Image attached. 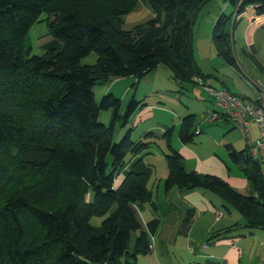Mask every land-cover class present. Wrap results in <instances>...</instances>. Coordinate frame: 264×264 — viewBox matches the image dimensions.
I'll return each mask as SVG.
<instances>
[{
    "label": "trees",
    "instance_id": "trees-1",
    "mask_svg": "<svg viewBox=\"0 0 264 264\" xmlns=\"http://www.w3.org/2000/svg\"><path fill=\"white\" fill-rule=\"evenodd\" d=\"M139 1L0 0V264H138L137 256L150 250V234L160 221L152 219L143 229L138 206L152 198L153 168L142 156L153 142L133 139L132 129L115 138L142 102L133 97L121 112V99L109 93L98 102L94 87L110 78L139 80L160 65L181 83L209 81L195 58L193 30L210 0H147L154 17L123 29L125 15ZM237 1L231 0L236 9ZM248 6L264 15V0H243L236 16ZM44 12L51 39L43 55L31 54L25 37ZM231 18L220 14L213 39L218 54L235 66ZM92 51L97 62L82 64ZM110 109V123L100 122V112ZM194 127L195 115L182 119L184 144L193 142ZM172 133L165 134L166 189L201 187L234 205L245 199L216 175L188 171L171 145ZM230 155L245 163L264 201L261 167L247 144L242 151L231 147ZM126 167L131 171L116 188ZM95 216L103 217L101 227L92 225Z\"/></svg>",
    "mask_w": 264,
    "mask_h": 264
},
{
    "label": "crops",
    "instance_id": "crops-1",
    "mask_svg": "<svg viewBox=\"0 0 264 264\" xmlns=\"http://www.w3.org/2000/svg\"><path fill=\"white\" fill-rule=\"evenodd\" d=\"M232 5L235 7L233 3ZM236 10L232 11L229 15L232 16L230 32L232 34V45L237 63L235 66L228 65L235 70H240L245 60L251 57L252 62L256 66L257 77L264 80V60L260 55L262 47L264 48V24L260 25L252 21L254 17L259 16L254 6L247 7L238 17L236 16ZM260 16L264 19L263 14ZM165 68L167 67L160 65L143 78L136 79L137 83L140 84L147 76H152L154 83L150 90V96H158L164 100H173V96L160 89L162 86L157 83L161 76H163L162 81L165 76L175 79L170 69ZM250 69L253 71V67H250ZM237 73L243 75L240 71ZM206 75L210 74L207 72ZM191 84H196V82H192ZM221 85L219 88H226L238 96L248 99L254 98V94L242 96L243 92L238 90V88H234L231 83L226 81L222 80ZM177 86L179 88V85ZM141 102V107L146 105V102ZM141 107L128 119L125 125H119L121 128L120 133H125L126 130L132 129L133 139H142L134 136L135 126L127 128L130 120L133 118H135V122L138 124L137 129L139 131L144 129L143 133L148 130L155 132L159 137H165L167 131L172 128L171 145L173 143L172 146L183 155L184 165L188 171L194 170L221 177L244 196L245 199L239 205H234L215 192L201 187L189 191L181 190L177 186L166 189L165 180L169 174V167L166 161L163 162L164 165H162L161 172L154 173L153 170L148 181V189L152 196L151 200L138 206L139 218L143 229L148 231L147 223L155 218L159 219L160 225L155 233L150 234V250L140 253L137 256V263L262 264L264 225L259 223H264V201L247 177L244 166L236 163L230 155L231 147L236 151H242L246 148V145L244 148L238 149L231 143L225 144L230 159H228L227 155H219V158L216 156H208V158L200 156V152L194 148V142L198 133L195 135L193 142L189 144H184L179 137L182 119L188 115L195 114L189 112L186 116H182L177 121V124L170 125L164 120L154 123L152 121L153 116ZM219 122L230 123L225 115H222L216 121V123ZM147 124H151V126H146ZM253 128H255L256 134L259 136L258 127L254 124L250 128L251 135ZM175 129L178 131L177 136H174ZM159 141L160 143H165L167 138H161ZM230 160L234 162L237 168L239 167V169H234L237 173H231L227 169L226 166L229 165L231 170L232 161ZM143 164L154 167V169L156 166L150 161L146 162V159H143ZM127 171H131V168L126 167L117 175L115 181L116 188L123 183ZM252 197L254 200H249ZM189 211H194L193 217L189 224L184 226L183 221L188 216ZM138 234L139 232L136 233V235Z\"/></svg>",
    "mask_w": 264,
    "mask_h": 264
},
{
    "label": "rangeland",
    "instance_id": "rangeland-1",
    "mask_svg": "<svg viewBox=\"0 0 264 264\" xmlns=\"http://www.w3.org/2000/svg\"><path fill=\"white\" fill-rule=\"evenodd\" d=\"M242 2L243 0H238L236 4H242ZM234 10H236V7L232 5L231 0H210L204 4L194 24V54L204 73L207 74L208 72L210 74L209 83L211 86L219 88L222 86L221 82L223 80L231 83L234 88H238V90L243 92L242 96L253 95L255 86L264 87V80L257 77L256 66L252 62L251 57L246 59L244 56L246 60L243 67L239 63L242 68L235 70L218 55L213 39V27L219 15L222 12L229 15ZM48 17V13L44 12L40 17L41 20L32 26L25 37V45L27 48H31V54L43 55L45 52L43 45L51 39L47 22ZM153 17L154 12L148 1L140 0L136 8L125 15L123 29L133 30L137 25L143 24ZM260 55L264 60L263 47ZM97 60V52L92 51L88 56L82 58L81 62L82 64H95ZM250 67H253V71H251ZM237 70L242 72L243 75L237 73ZM162 77L158 79L157 83L161 84L162 87L160 89L173 96V100H164L158 96H150V90L154 83L152 76H147L140 84L132 76L110 78L101 81L94 87L96 100L100 102L105 94H114V96L122 100L121 112H123L130 100L135 97L137 100L146 102V105H143L141 108L145 109V111L147 110V113L153 116L152 121L154 123L164 120L170 125L177 124V121L189 112L195 114L194 131L198 135L194 142V148L200 152V156L207 158L208 156H216L219 158V155H227L228 159H230L225 144L231 143L238 149L245 147L247 144L245 135L239 129L234 128L232 123H216V121H212L209 117V111L221 112L223 110L217 105L213 96L209 94L205 85H202L200 82L196 84L181 83L177 79L167 78L168 76H165L162 81ZM203 81L205 80L203 79ZM177 85H179V88ZM112 115V109L101 111L99 116L100 122L109 124ZM135 121V118L130 120L127 128L135 126V137L153 142L148 153L142 157L146 159V162L150 161L154 166L156 165L155 169L152 167L154 173H160L162 165H164L163 162H167L166 154L169 151L168 140L165 143H160L159 140L166 137H159L155 132L148 130L143 133L144 129L139 131L137 129L138 124ZM146 126H151V124H147ZM120 130L119 126L115 137L117 141L125 134L124 132L120 133ZM201 131L202 133H200ZM174 132V136H177L178 131L175 129ZM200 136L201 138H199ZM256 136L258 134H256L255 128H253V140H255ZM244 164L242 165L245 167ZM226 167L231 173H237L234 169H239V167L237 168L234 165L233 161L231 170L229 165ZM102 220V216H95L92 218L91 223L95 227H101Z\"/></svg>",
    "mask_w": 264,
    "mask_h": 264
},
{
    "label": "built area",
    "instance_id": "built-area-1",
    "mask_svg": "<svg viewBox=\"0 0 264 264\" xmlns=\"http://www.w3.org/2000/svg\"><path fill=\"white\" fill-rule=\"evenodd\" d=\"M240 5L241 3L237 4V10ZM236 13L238 14V12ZM252 21L260 25L264 24V19L260 15L254 17ZM196 82L206 86L209 94L213 96L217 105L222 108L223 111L221 112L228 118L234 128L239 129L245 135L249 152L252 158L258 161L264 178V87L255 86L254 98L248 99L225 88H215L210 85L209 81L205 82L202 78H197ZM209 117L212 121H217L222 117V114L214 111L209 113ZM253 124L259 130V136L255 140H253L250 132ZM262 264H264V253Z\"/></svg>",
    "mask_w": 264,
    "mask_h": 264
}]
</instances>
